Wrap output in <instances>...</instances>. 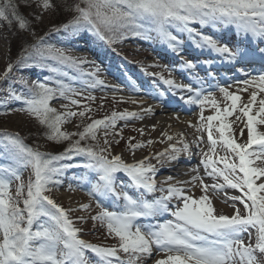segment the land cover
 I'll return each instance as SVG.
<instances>
[{
    "label": "snow or ice",
    "instance_id": "6c2138e0",
    "mask_svg": "<svg viewBox=\"0 0 264 264\" xmlns=\"http://www.w3.org/2000/svg\"><path fill=\"white\" fill-rule=\"evenodd\" d=\"M38 2L45 11L57 7L54 0ZM79 3H83L85 7H80ZM79 3L73 5L64 0L66 10L78 14L62 26L64 30L87 29L103 40L107 38L105 33L115 34L121 30L141 35L142 30L148 26L150 30L157 32L173 52L179 54L181 41L171 31L174 28L179 33L186 32L196 48L215 53L241 72L246 78L237 81L238 83L251 86L258 82V91H252L248 101L242 106L238 103L242 97L228 90L231 85L219 88L223 99L230 101V107L221 109L212 98V92L205 94L203 89H197L194 98L190 96L185 101L187 104L198 105L201 109L211 104L215 114L206 117L210 151L215 153L217 145H221L238 163L227 155L213 160L207 152L202 153L201 163L205 172L210 168L208 175L213 179L221 177L224 183L206 185L199 176H193L191 181H178L181 185L199 181L204 195L198 199L187 194L180 186L169 185L158 189L154 179L156 168L145 163L147 157L138 163L126 164L119 155L109 159L104 154L109 151L107 148L96 151L91 147L80 146V141L88 137L95 140L97 129L103 128L107 136V129L115 128L118 119L135 117V113L113 112L110 117L93 120L82 132L68 133L61 131L62 124L77 115L84 118L91 110L85 105L84 110L79 113L66 111L60 114L49 107V102L57 91L65 98H68L67 93L77 95L74 89L61 86L56 90L45 83L36 82L26 93H20L9 84L8 95L4 99L21 102L22 107L16 110L34 115L41 125H45L49 129L47 139L59 143L78 135L79 140L61 155L46 156L25 145L18 135L4 133L0 136V139L6 141L0 149V158L7 154L14 161V166H0V264H138L144 257L152 256L153 246L158 252L167 254V259L159 260L156 264H264V195H258L264 193V182L257 184V180L264 177V133L257 131V125H264V98L259 100L258 112L253 115L258 92L264 93V71L251 79L247 78L251 77L248 68L259 64L264 69V46H261L264 45V0H79ZM13 19L19 22L20 29L26 27L27 22L19 15L17 7L12 0H7L0 6V20L11 23ZM197 24L201 28L209 25L233 27L246 43L230 47L191 26ZM36 50L42 58L77 66V61L65 55L62 49L47 48L41 51L37 47ZM205 64L210 66V61L206 60ZM183 67L194 70L196 65L187 61ZM12 69L13 65L10 63L4 76L0 77V82L9 79L8 74ZM163 83L170 88L193 92L192 86L176 85L171 79L163 80ZM95 84L103 85V81L97 79L93 86ZM242 91H247V88ZM70 103L78 105L79 102L71 99ZM62 107L67 109L68 105ZM237 110L247 120L248 137L245 143L236 142L230 134L231 125L225 122ZM201 119H205L202 114ZM236 119L240 120V116ZM214 121H218L219 125L214 126ZM214 127L215 133L219 134L218 138H214ZM196 130L199 132L201 128L197 127ZM168 139L171 140L172 137L169 136ZM196 139L203 142L202 137L198 136ZM108 143L105 139L104 144ZM140 146L142 145L133 148ZM188 149L187 143L183 144V149L172 145L170 155L157 154L155 158L159 161L162 156L168 155L169 160H175L178 158L177 153ZM76 155L86 156L87 162L83 166L98 176L94 184L91 178L86 181L92 184L89 195L96 199L97 207L100 208V212L92 219L106 224L109 234L118 238V248L97 246L78 238L80 230L74 227L68 211L46 194L60 183L57 177L63 172V168L55 166L54 162ZM218 163H223V168L217 167ZM29 167L34 179L30 176L25 183L22 171ZM118 172L125 173L137 189L146 193L166 192L167 195L148 200L133 198L123 190L117 191ZM238 173H242V176ZM173 179L175 178L168 177L169 181ZM14 181L20 182L15 197L10 195V185ZM225 186L243 192L247 201L251 202L249 204L238 196L228 197L233 201L240 200L247 215H241L240 209L234 205V214L231 216L216 211L207 193L221 192ZM25 191L21 208L20 198ZM106 198H114L116 210H109L103 203ZM174 198L177 201L175 209L171 207ZM90 207L82 205L81 210ZM164 213H170L175 222L170 220L154 226L138 223L141 219L151 220ZM250 229L256 230L254 245L251 243ZM245 233L249 234L248 243L245 242ZM88 251L95 254V262L86 256ZM119 252L126 254L128 259H121Z\"/></svg>",
    "mask_w": 264,
    "mask_h": 264
},
{
    "label": "rangeland",
    "instance_id": "374dc122",
    "mask_svg": "<svg viewBox=\"0 0 264 264\" xmlns=\"http://www.w3.org/2000/svg\"><path fill=\"white\" fill-rule=\"evenodd\" d=\"M6 1L7 0H0V6L4 5ZM20 3H22L21 6L24 7V9L21 10L17 8V12L27 22L26 27L20 29L19 22L15 19H13L11 23L5 21V23L0 24V77L4 76L5 70L10 63L13 65L11 73L8 74L9 79L0 82V133L4 132L18 135L20 139L24 140L35 132L47 128L45 125H41L34 115L24 111H17L16 109L22 107L21 102L4 99L8 95L7 89L9 84H12L20 93H26L27 89L32 87L36 82L45 83L48 87L56 90H59L61 86L65 89H74L76 93H78L77 95L67 93L68 98H65L61 97L57 91V94L49 102V107L56 109V112L58 111L60 114L66 111L79 113L84 110L81 108L85 105L91 110L89 111L90 114L86 113L84 118L78 115L68 118L61 126V131L68 133H77V131L82 128V123L88 125L93 120H102L105 117H110L113 112L117 114L127 112L137 115L140 112L139 109H143L147 114L142 118L139 115L135 116L134 119H118L115 128L107 129V136H105V130L103 128L97 129L96 139L101 146L100 149L107 148L109 151L104 154L107 155L109 159L119 155L126 164H135L145 160L147 157L148 159L145 163L156 168L154 179L158 189L173 185L183 187L187 191V194L196 199L204 195L199 181L194 182V184H189V186L177 184L174 180L169 181L166 176L169 175V171H171L169 168H172V165L169 163L168 156H162L159 161L155 158L157 154L167 153V149L172 145V140H169L168 137H172V134L167 132L164 136H161L162 132L159 133L151 129L152 126H154L153 120L160 118V115H157L155 111L157 108L160 110H164V108L158 105H145L140 102L147 101V92L160 96L167 101H174V94L167 93V89H170V92L173 93V88L164 84L163 80L171 79L175 81L176 85H182L183 82H185L182 78L178 77L174 71V68L177 66L174 65L176 62L172 61V50H169L170 48L167 43L158 36L157 32L155 30H150V28H146L142 30L141 35L137 36L131 37L129 35H123L116 39L107 37L112 41V46L116 51V53H112L98 40V37L92 31L87 29L80 31H73L70 28V30L62 29L58 24L59 14L56 8H50L45 11L41 8L38 0H18L15 6L19 7ZM61 4L63 5L62 2ZM22 11H25L24 14L21 13ZM191 26L204 34L211 33L212 35L210 36L216 39H219L217 37L226 30H235L233 27L209 25L201 28L198 24ZM13 28L19 31L18 35L24 34L26 38L25 42L22 37V40L19 41L20 36L16 35ZM220 28L222 31L219 30ZM171 31L173 34H176L181 41L180 52L187 49L191 50V54H193V52L198 53L200 50L199 55H201V57L207 58L212 56L214 58H220L207 49L202 50L196 48L186 32L179 33L174 28L171 29ZM27 42H33V45H38L41 51L47 48L62 49L65 55L71 56L77 61V66L60 64L55 60L42 58L40 53L33 47L32 51L38 52L42 60L48 64V70L38 64H28L22 67L18 63L20 59L16 60L17 56L14 58L12 47L15 45L17 47L16 50L21 51V55H23L24 51L30 48L27 47ZM202 53L204 55H202ZM45 56H47V53H45ZM187 60L194 62L190 57ZM263 70L264 69L260 72ZM90 73H95V75H89ZM113 73L119 78L113 79ZM239 75L241 77L240 79L234 78L228 83H222L221 81H217V79L213 82V85L210 79L206 80L209 82L208 85H204L201 82H192L186 84V86L190 85L193 87L192 93L184 91L183 95H176L181 102H183L186 109H192L189 112L188 118H194L198 125L197 127L201 128V131L195 132L197 135L207 138L206 117L214 115L215 109L211 107L210 103L201 109L200 106L187 104L185 101L190 96L194 98L197 89H203L205 94H207L208 91L212 92V98L216 100L221 109L230 107V101H225L223 99V95L219 92V88L231 85L228 90L242 97V100L238 102L239 105L242 106L243 103L248 101L252 91H258V82H254L251 86L238 83L237 81L246 78L242 73ZM256 75L255 73H251V77L247 78L251 79ZM97 79L103 81V85L95 84L93 86L94 81ZM21 81L26 83H20ZM131 87L135 90H131ZM244 88H247V91H242ZM162 93L163 95H161ZM181 97H184V99H181ZM261 98H264V93L258 92L257 104L253 108V115L258 112V102ZM71 99L77 100L79 102L78 105H72L70 103ZM131 99H136L137 103L128 102ZM181 102H178V105H182ZM62 105H68V108L66 109L62 107ZM201 114L205 119H201ZM237 116H240V120L236 119ZM88 117H91V119ZM225 122L231 125L230 134L237 143H245L247 141V120L246 117H243L242 113L237 110L232 116L228 117ZM213 124L214 126H218L219 122L214 121ZM241 130H243V135H241ZM213 131L214 138H218L219 134L215 133V127ZM257 131L259 133H264V125H257ZM105 139L109 142L107 145L104 144ZM2 141L4 140H0V146ZM149 141H151V143H149ZM4 142L6 143V141ZM61 142L59 143L61 144ZM54 144L58 143L47 139V135H44L42 140L36 141L31 147L45 155H54V148L56 146ZM136 145L142 146L133 148V146ZM206 151L210 152L208 143L201 153L194 155L196 159L195 164L201 162L202 153ZM213 154L212 158H214V160H218L220 156L227 155L233 162L238 163V160L233 157L232 154L227 153L221 145H217L215 153ZM81 156L83 155H80V157ZM74 157L75 156L69 158L66 160V163L63 162L58 166L63 168L62 174L57 177L60 183L51 192L46 194L59 206L68 211L69 218L73 221L74 227L80 230L78 232V238L93 245L118 248V238L109 234L106 224L92 219L93 216H96L100 212V208L97 207L96 199L89 195L92 184L86 181L91 178L94 184L98 176L95 172L83 166L85 164L83 163V159L74 161L76 159ZM217 167L223 168V163H218ZM174 168L181 170L180 166ZM193 169L195 168L192 166L190 170ZM203 170L205 171L204 168ZM197 171H195L196 174ZM208 172H211L210 168ZM198 175L203 178L204 184L206 185L224 183L221 177L213 179V177L204 178L200 173H198ZM238 175L242 176V173H238ZM30 176L34 179L30 167L22 171V179L25 183H27ZM261 182H264V177L257 180V184ZM19 183V181H14L10 185V195L13 197L16 196V188ZM116 184L117 191L123 190L133 198L141 197L153 200L167 195L166 192L156 191L146 193L142 189H137L131 183L129 177L123 172L116 173ZM207 195L218 213L231 216L234 214V205L235 208L240 209L241 215H247L240 200L233 201L228 198L231 196H238L250 204L251 202L247 201L243 192L231 188H224L223 191L217 193L209 191ZM258 195H264V193H258ZM218 197H222L225 201L219 200ZM113 199L106 198L103 201L109 210H116ZM82 205H90L91 207L86 210H81ZM176 205L177 201L174 198L171 201V207L175 209ZM218 205L223 206L225 210L217 208ZM19 207L23 208L21 201ZM153 220L154 221L151 222L150 220L141 219L138 223L141 225L148 224L154 226L166 223L170 220L175 222V218L170 213H164ZM250 232L251 243L254 245L256 230L250 229ZM244 236L245 242L248 243L249 234L245 233ZM85 254L93 262L96 261L94 253L88 251ZM118 255L123 260L128 259V256L122 252H119ZM165 259H167V254L158 252L155 246H153L152 256L150 258L144 257L138 264H156L157 261Z\"/></svg>",
    "mask_w": 264,
    "mask_h": 264
},
{
    "label": "bare ground",
    "instance_id": "6f19581e",
    "mask_svg": "<svg viewBox=\"0 0 264 264\" xmlns=\"http://www.w3.org/2000/svg\"><path fill=\"white\" fill-rule=\"evenodd\" d=\"M259 64H257L258 66ZM256 72L257 69H256ZM113 79L119 78L116 74L113 73ZM227 80V79H224ZM131 90H135L133 87H131ZM180 91V90H179ZM184 93V91H181ZM147 94V101L140 102L145 105H152V106H162L164 110H160L157 108L155 113L157 115H160V118L153 120L154 126H152L153 131H158L161 133V136H164L167 132L172 134V145H175L178 149H183V144L187 143L189 145V149L187 151H180L177 153L178 158L175 160H169V163L172 165L171 171H169V177H174V182L178 184V181H190L193 176H199L198 173L204 178H210L212 176L208 175V172H205L203 170L204 166L201 162L196 163V159L194 158V155H197L198 153H201L204 150L205 145L208 143L207 138H204L200 135H197L195 132V128L198 126L196 124V121L194 118H188V115L191 110L183 111L180 109V107L175 104L174 102H168L160 97H152L151 94L148 92ZM128 102L131 103H137L136 99H131ZM139 114L136 116H139L142 118L144 115L147 114L146 111L143 109H139ZM134 119V117H132ZM139 118V117H136ZM137 122V121H136ZM139 122V120H138ZM191 125V126H190ZM156 129V130H155ZM202 137L203 142L197 141V137ZM165 139V138H163ZM189 142V143H188ZM197 143H199V148H197ZM171 145V146H172ZM209 156L213 157L212 151H206ZM168 155L171 154V147L167 149ZM167 155V156H168ZM214 160V158H212ZM180 166L181 170H177L174 167ZM194 167L197 171V174L195 171L190 170L191 167ZM168 171V170H167ZM195 173V174H194ZM168 176L167 179H168ZM166 179V178H165ZM178 180V181H177ZM172 181V180H171ZM174 183V184H175ZM185 186H189V184H183ZM225 188H228L225 186ZM219 200L225 201L222 197H218ZM219 209H224L223 206H219ZM225 210V209H224Z\"/></svg>",
    "mask_w": 264,
    "mask_h": 264
},
{
    "label": "trees",
    "instance_id": "16d2710c",
    "mask_svg": "<svg viewBox=\"0 0 264 264\" xmlns=\"http://www.w3.org/2000/svg\"><path fill=\"white\" fill-rule=\"evenodd\" d=\"M17 1L18 0H13L12 1L13 5H15ZM61 2L63 3V5L61 4ZM54 3L57 5V7H55V8L57 9L58 14H59V21H58L59 23L58 24L63 29L62 26L65 25V24H68L69 21H71L73 19V17L77 15V13L75 11L66 10V8L64 7V0H54ZM68 3L74 5V4L79 3V0H68ZM21 5H22V3H20L19 7H17V8L22 10V9H24V7H22ZM1 6H3V5H1ZM79 6L82 7V8L85 7V5L83 3H79ZM24 12L25 11H22L21 13L24 14ZM3 23H5V20H0V24H3ZM146 28H149V27L146 26L145 29ZM82 30H84V29H82ZM13 31L16 32V35L19 34V31H17L16 28L15 29L13 28ZM123 35H129L131 37L132 36H136L132 31H129V30H121L120 32L115 33V34L105 33L106 37H112V38H115V39L119 38V37H121ZM18 36H20L19 41L22 40L21 37L23 38L24 42L26 41L25 40L26 38L24 37V34L18 35ZM27 47H30V48H27L24 51L23 55H21V51H17L16 50L17 47L15 45H14V47H12V53H13L14 58H15V56H17L16 60L20 59L18 61L19 65L23 67V66L28 65V64H38V65H41L42 67H44V69L48 70V64L42 60L41 56L38 55V52L32 51L33 47H34V49H37V47H39V46L38 45L36 46L35 44L33 45V42L32 43L27 42ZM74 71L77 72L76 70H74ZM81 109H84V107H82ZM57 113H59V112L57 111ZM87 113H89V112H87ZM85 126H87V125L82 123V128H80L77 131V133L78 132H82L84 130L83 127H85ZM48 132H49V129L45 128V129H42V130L37 131L34 134L30 135L27 139H24V140L21 139V140L23 141V143L25 145H27L28 147L30 146V148H32L31 146H33L36 143V141L42 140L43 136L47 135ZM2 134H4V132L0 133V136H2ZM0 140H2V139H0ZM77 140H79V136L75 135V136L70 137V139H68L67 141L65 140V141L61 142V144L60 143L54 144V145H56L55 148H54L55 149V154L54 155H46V156H57V155L63 154L65 152V150L68 149ZM4 144H5V142L2 141L0 149L3 148ZM80 146L81 147H86V148L87 147H91V148H93L96 151H99L100 147H101L100 144L98 143L97 139L92 140L91 137H88L85 140H81L80 141ZM74 158H76L74 161L83 159V163L86 164V162H87V157L84 156V155L81 156V157H80V155H77ZM66 160H68V159H63V160H60V161H56L55 164L58 167L63 162L66 163ZM9 165L14 166V161H13V159L10 156L5 154V156L3 158H0V166H9ZM25 196H26V193H24L23 196L20 198V201H21L22 204H23V198Z\"/></svg>",
    "mask_w": 264,
    "mask_h": 264
}]
</instances>
